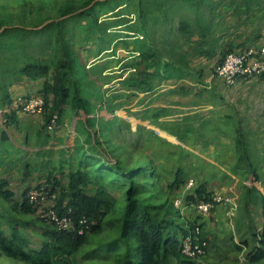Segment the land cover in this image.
<instances>
[{"label": "rangeland", "instance_id": "1", "mask_svg": "<svg viewBox=\"0 0 264 264\" xmlns=\"http://www.w3.org/2000/svg\"><path fill=\"white\" fill-rule=\"evenodd\" d=\"M99 1L102 0H0V17L5 18V22L0 24L4 27L24 26L27 30L41 29L51 20L70 17L63 16L67 11L77 14ZM150 1H143L139 5L138 0H112L105 8L96 10V23L88 22L87 17L77 22L66 21V37L77 53L78 64L85 75L84 78L81 76L84 89L89 86V89L94 90L89 98L91 102H87V108L93 114L81 109L65 110L61 122L49 127L52 128L49 143H44L41 111L29 113L24 110L16 112L15 117L9 114L11 105L35 97L41 87L44 76L33 81L24 74H13V71L18 66L17 60L26 55L48 62L51 54L44 53L42 46L36 43L45 39L46 34H11L20 38L23 44L0 47V81L8 96L5 101L8 98L11 100L10 106L3 107L8 116L0 114V145L12 141L18 144L16 146H21L23 151L17 152V158H21L16 160L11 157L15 150L8 148L11 152L0 166V178L5 177L16 193L29 186L39 190L43 187L39 181H43L50 171L65 183L68 168L64 167L60 172L55 167V161L61 155L58 148L75 138V120L85 121L92 115L114 117L123 127L127 123L130 126L129 130L119 134V153H113V159L120 156L129 166L147 161L144 164L146 170H155L154 177L147 179L151 182L141 191V196L149 202H167L169 205L172 199L180 201L183 192H188L186 189L181 190L184 184L195 183L196 186L203 185L214 195L225 197L222 203L227 205V218L222 217L223 209L217 206L212 211L201 212L198 205L195 207V204L185 199L187 204L179 207L184 218L177 219L203 223L209 242L201 261L210 264H245L247 253L257 247L256 240L247 238L248 245L240 251H234L233 246L243 239L245 232L250 235V226L246 227L245 222L254 221L252 223L259 226L262 220L257 209L252 211L253 220L246 221L245 217L249 214L246 199L237 201L239 189L241 193L246 183L238 182L237 186L232 176L238 135L235 122L238 115L242 117L244 127L248 128L247 118H252L251 131L255 132L252 137L257 142L254 146L256 151L250 140L246 145L250 154L254 156L253 152H258L264 158V81L250 83L246 79L227 85L214 74V68L228 51L237 52L264 45V0H195V4H192L194 0H173L175 8L168 12L169 19L166 22L158 9L160 0ZM140 11H143L142 16H139ZM102 23L110 24L97 29L95 25ZM133 27L147 28L149 38L163 53L174 51L185 57L191 74L182 79H154L153 83L158 88L151 95L142 91L143 87L135 86L147 66L134 50ZM140 35L145 36L143 33ZM30 40L32 44L27 42ZM247 80L249 82H245ZM156 112H160V115L151 116ZM154 127L166 130L172 137L161 136L153 130ZM2 131L9 141L2 136ZM92 131L96 132L97 128H92ZM106 135L108 141L114 139L110 132L99 136L104 146ZM44 147L49 148V151H44ZM1 149L6 150L5 146H0V152L4 151ZM260 166L264 178V160L262 164H256L255 169ZM179 175L181 180L175 184ZM255 182L248 180L247 184L254 186ZM106 188L117 200V208H120L123 189L110 185H106ZM94 189V184L87 187V191L92 194ZM43 195L48 196L50 193ZM40 200L46 198L40 197ZM51 201L47 198L44 202L48 204ZM0 221L6 229L4 219ZM260 230L258 228L257 233ZM37 231L39 229L35 225L24 231L30 239V246L37 247L36 240L39 241L41 237ZM108 237L109 234H104L96 239H104L105 242ZM0 264L14 263L10 258L3 257L0 258Z\"/></svg>", "mask_w": 264, "mask_h": 264}, {"label": "trees", "instance_id": "2", "mask_svg": "<svg viewBox=\"0 0 264 264\" xmlns=\"http://www.w3.org/2000/svg\"><path fill=\"white\" fill-rule=\"evenodd\" d=\"M111 1H99L98 4L85 7L77 14L67 11L63 16L70 17L51 20L41 29L27 30L24 26L4 27L0 24L1 48L12 47L16 43L23 44L20 38L11 34L14 36L17 33H30L32 36L46 34L45 39L42 38L36 43L42 46L44 53L51 54L48 62L26 55L17 60L18 66L13 71V74H24L33 81L44 76L36 95L43 100L40 113L45 132L44 143H49L51 139L52 128L49 127L61 122L65 110L81 109L87 114H93L88 110L87 102H91L89 98L94 90L89 89V86L84 89L81 76L84 78L85 75L83 68L78 64L79 57L66 37L68 29L66 21L77 22L78 19L87 17L88 22L96 23L98 19L96 10L105 8ZM143 1L151 2L138 0L139 5ZM192 4H195V0ZM174 8L173 0H160L158 9L163 14L165 22L169 19L168 12ZM140 12L139 16H142L143 11ZM4 19L0 17V23ZM109 24L95 26L101 29ZM183 24L185 25V22ZM133 28L134 50L147 66L145 71H142L143 77L135 82V86L143 87L142 91L146 92L154 88V79H180L191 74L187 59L180 53L172 52V47L169 48L172 53H168L169 55L163 53L149 38L147 28ZM141 33L145 36L141 37ZM27 42L33 43L32 40ZM7 97L5 87L0 81V114L5 116L8 114L3 107L11 104L9 98L5 101ZM10 109V117H15L16 112L24 111L20 102L11 105ZM159 115L160 112L151 114L153 117ZM75 124L76 135L72 145L62 149L61 155L55 161V167L60 172L64 167L68 168L65 183L54 177L51 171L43 177V181H39V184L44 186L45 193L48 192L50 195H43L45 194L43 192L36 199L31 198L30 192L36 187L30 186L16 193L5 177L0 178V219L3 218L7 226L4 229L0 221V258H10L14 264H210L200 259L205 256L209 242L203 223L178 221L177 218H184L179 207L187 204L186 200L196 207L202 202L211 201L214 194L207 191L203 185L184 184L181 190L186 189L188 192H183V196H180L178 206H174V199L169 205L167 202H149L141 196V191L150 184L151 181L147 179L154 177L155 170H146L144 164L147 161L129 166L120 156V158L116 156L115 159L112 157L113 153L118 152L119 134L129 130L130 124L127 123L123 127L114 120V117L104 118L102 115H92L85 121L77 119ZM92 128H97V131L93 132ZM236 131L238 135L234 149L236 153L234 166L236 169L241 168L255 173L244 134L239 127ZM107 132L112 133L114 139L108 141L106 135L104 146L99 136ZM176 135L180 136L179 133ZM2 136L9 141L3 131ZM0 146L6 148L1 149L4 151L0 152V166L11 152L8 148L15 150L11 153L12 158L16 160L21 158H17V152H22L23 149L14 145L12 141ZM43 150L49 151V148L44 147ZM24 164L27 165V162ZM180 180L179 175L175 184H179ZM89 184L95 185L93 194L87 191ZM106 185L123 189L120 208H117L118 202L108 193ZM181 190L179 193L182 194ZM40 197L46 198L44 201H47V198L52 201L47 204L42 201L43 199L40 200ZM248 199L250 201L249 196ZM261 201L262 227L253 235L257 247L247 253L245 264H264V198ZM218 204L220 203H216L214 207L216 208ZM47 210H53L59 221L67 219V224L60 225L59 221L42 216V211ZM18 222L21 224L18 225ZM31 225L38 227L37 234L41 236L39 241L36 240L37 247L30 246V239L24 233ZM190 233L197 237L195 243L202 248L201 254L189 256L182 251V242ZM104 234L105 236L109 234L105 242L104 239H96ZM246 245H248L246 240H241L233 246L234 251H240Z\"/></svg>", "mask_w": 264, "mask_h": 264}, {"label": "built area", "instance_id": "3", "mask_svg": "<svg viewBox=\"0 0 264 264\" xmlns=\"http://www.w3.org/2000/svg\"><path fill=\"white\" fill-rule=\"evenodd\" d=\"M214 74L221 78V80L227 85H233L239 80L252 79L264 74V45H259L256 47H248L241 52H228L223 55L220 62L214 68ZM16 102L15 105H17ZM23 110L29 113H36L42 110L43 100L40 97H33L29 100L23 101ZM193 183H188L191 186ZM45 193L44 186L40 187L39 190H32L30 192V197L35 198L42 193ZM225 197L219 195H214L211 201L202 202L198 204V209L201 212L210 211L216 203H221L225 201ZM180 204V201H174V205ZM42 216L50 218L54 221H59L57 219L56 213L53 210L42 211ZM67 219H62L58 223L66 225ZM197 237L193 236L191 233L187 235L182 242V251L189 255L195 256L202 253V248L195 243Z\"/></svg>", "mask_w": 264, "mask_h": 264}, {"label": "crops", "instance_id": "4", "mask_svg": "<svg viewBox=\"0 0 264 264\" xmlns=\"http://www.w3.org/2000/svg\"><path fill=\"white\" fill-rule=\"evenodd\" d=\"M180 79H182V78H180ZM256 80L257 81H264V76L262 75V76H258V77H254L252 79H249L250 83H252L254 81L256 82ZM249 81L247 80L245 82H249ZM157 88H158V85L157 86L155 85L153 89H151L150 91H146L145 93L150 94V95L151 94H154L155 91L157 90ZM236 117H237V122H235L236 128L239 127L240 130L243 128L241 131L244 134L245 141L248 143V140H250V142L253 143V149H255L254 146H255V143L257 144V142L252 137V134L255 133V132L251 131V124H252V122L250 121V119H252V118L251 117L250 118H247L248 119V128H246L243 125L244 122L242 121V117L239 118L238 115ZM76 121L77 120H75V123H76ZM153 130L156 131L158 134H160L161 136H163L165 138H171L172 137V135L169 132H167L166 130H161V129H158V128H155V127H154ZM170 135H171V137H169ZM60 141L61 140H59V142ZM72 143H73V141L70 142V143H67V145H65L64 147L61 146L60 148H58L59 153L62 152L61 150L64 149L66 146L72 145ZM235 143H236V141H235ZM14 144L15 145H18L16 143H14ZM19 147H21V146H19ZM21 149H23V148L21 147ZM234 149H236V145H235V148ZM255 151H256V149H255ZM24 152H26L25 148H24ZM253 154L255 156V160L253 159L254 156L252 154H251V158H252V162H253V165H254V171H255V173L250 172L249 170L241 169V168L240 169H236L235 168V171L232 173L233 174L232 176L234 177V180L236 181V185L237 186H238V184L240 182L246 183V184L243 185L242 190H241V193H240V189H239V194H237V201L239 199H241V200L246 199V206L249 207V210H248L249 214H248L247 217H245L246 218L245 219L246 221L253 220V216L251 218L252 211H255V210L258 209V212L261 213L260 214L261 215V220H262V213H263L262 212V201L261 200H262V198H264V178L262 177V175L260 173L261 169H263V168L260 166L261 168H259V169L256 170L255 169V165L256 164H262L264 158L261 157V154H259L258 152L257 153L256 152L255 153L253 152ZM244 178H246V179H244ZM248 180H254V181H256L255 182L256 184H254V186H251V185L247 184ZM245 186L248 187L249 189H247ZM240 195H241V198H240ZM245 196H246V198H245ZM248 196L250 198V201L248 199ZM218 207L221 208V209H223V211H222V215L223 216L222 217H226L227 218L228 217L227 214H226L227 205L224 204V203H220V204L217 205V208ZM237 210H238V204H236V211ZM235 213L236 212L233 213V215H232L231 218H233V216H234ZM252 222H254V221H252ZM252 222L251 223L245 222V226L246 227L247 226H250L249 227L250 235L248 236L246 234V232H245L242 235L243 236V239L242 240H247V238H249V239L252 238V240H254V238H253L254 233H257V229L258 228L260 229L262 227V223H260L261 225L257 226L256 224L254 225V223H252ZM254 226H256V232H255V229H254L255 227ZM240 241H241V239H240Z\"/></svg>", "mask_w": 264, "mask_h": 264}]
</instances>
